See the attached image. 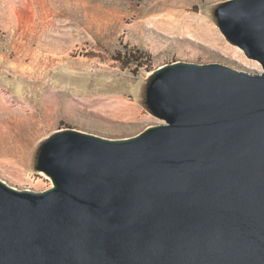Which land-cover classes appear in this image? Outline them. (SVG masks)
Returning <instances> with one entry per match:
<instances>
[{
	"label": "water",
	"instance_id": "water-1",
	"mask_svg": "<svg viewBox=\"0 0 264 264\" xmlns=\"http://www.w3.org/2000/svg\"><path fill=\"white\" fill-rule=\"evenodd\" d=\"M262 71L178 61L127 139L68 128L40 144L53 186L0 178V264H264V0L214 10Z\"/></svg>",
	"mask_w": 264,
	"mask_h": 264
},
{
	"label": "rangeland",
	"instance_id": "rangeland-1",
	"mask_svg": "<svg viewBox=\"0 0 264 264\" xmlns=\"http://www.w3.org/2000/svg\"><path fill=\"white\" fill-rule=\"evenodd\" d=\"M225 1L0 0V178L47 190L53 183L37 160L54 132L73 128L117 140L161 123L146 104L148 81L161 66L187 61L262 71L218 26L214 10ZM201 22L221 39L195 40L191 28ZM126 47L150 60L124 67L114 55Z\"/></svg>",
	"mask_w": 264,
	"mask_h": 264
},
{
	"label": "trees",
	"instance_id": "trees-1",
	"mask_svg": "<svg viewBox=\"0 0 264 264\" xmlns=\"http://www.w3.org/2000/svg\"><path fill=\"white\" fill-rule=\"evenodd\" d=\"M150 57L149 53L137 47H126L125 51H117L114 55V58L122 63L124 67H130L132 64H135L138 69L145 66Z\"/></svg>",
	"mask_w": 264,
	"mask_h": 264
},
{
	"label": "bare ground",
	"instance_id": "bare-ground-1",
	"mask_svg": "<svg viewBox=\"0 0 264 264\" xmlns=\"http://www.w3.org/2000/svg\"><path fill=\"white\" fill-rule=\"evenodd\" d=\"M183 22L187 24L186 26L188 28H190L193 25V24H191V21L188 20V19L184 20ZM191 29L195 30V32L193 34H191L193 37H195L194 38L195 40L198 38L201 41H204L206 43L211 44V43H216L219 39H221V37L218 35V32L216 30H214L207 23H202V22L201 23H196V26L194 28H191ZM173 32L185 33V31H183V30H176V31H173Z\"/></svg>",
	"mask_w": 264,
	"mask_h": 264
}]
</instances>
